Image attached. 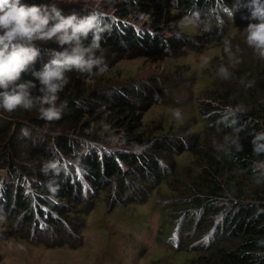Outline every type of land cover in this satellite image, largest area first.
Here are the masks:
<instances>
[{
	"label": "clouds",
	"instance_id": "obj_1",
	"mask_svg": "<svg viewBox=\"0 0 264 264\" xmlns=\"http://www.w3.org/2000/svg\"><path fill=\"white\" fill-rule=\"evenodd\" d=\"M33 1L37 5H27L22 3L21 0H0V109L9 113L17 109H37L40 114L39 119L46 123L60 120L65 115L64 109L67 105L60 102L59 94L69 82L67 75L72 73L91 75L92 72L98 69L101 72L106 71L105 58H102L101 55L106 52H113L112 50H103L105 43L111 42L108 37L113 31L124 33L125 36L128 33L131 34L132 37L136 38L132 42L136 43L140 49L143 47L141 42H145L148 45L149 42L156 39H158L157 41L161 39L164 41L169 39L177 40L179 44L175 45L178 48L172 50V53L179 51L183 46L189 48L190 45V43L183 42L184 40L181 42L180 39H183V35L169 31L170 27L162 25L154 27L151 21L149 28H145L140 24H136L138 21L134 17V22L124 19L134 13L147 17V15L140 13L133 7L139 3V0H134V3L121 1L119 5L110 0V4H115L111 14L100 11L98 8L80 11L74 7L71 11H62L54 2L47 4L45 0ZM209 1L210 8L188 12V15L190 13H199L201 16L209 15L210 18L216 21L214 23L195 22L200 28L198 34L201 35V33L211 31L216 33L222 28H224L225 32L227 23L223 18L228 15L233 16L236 12L235 19L242 20L238 11L246 9L250 13V19L258 21V23H249L243 30L246 43L261 58H264V0H236L232 8L234 10H231L225 4V0ZM177 15L181 19L183 18L181 13L178 12ZM185 19L188 18L186 17ZM230 25L231 22H228V28ZM184 38L185 40L189 39L185 34ZM194 38H192L193 41H195ZM36 42L46 45L37 47ZM119 42L126 50L121 52L122 54L130 56L136 52V50H130L129 44L126 43L127 40ZM99 47L100 50L98 49ZM42 50L50 53L51 59L40 70H34V65ZM116 54L120 55V53ZM167 54H169V51ZM219 71L226 73L227 69L221 66ZM26 73H31L32 79L24 80L23 77ZM103 87V90L101 88L92 90L88 95L84 94L85 98L74 100V107L89 110L93 106L95 99H97L98 105L103 98L107 99L109 105H117L112 99L121 90H124L129 95L131 93H142L146 88L150 89L143 85H132L128 88L118 85L111 90H108L109 87ZM114 92L115 95L112 98L111 94ZM90 95L93 98H89ZM139 106L142 105L139 104ZM98 107H101V105H98ZM232 114L234 115V113ZM174 116L179 119L181 116L180 110H175ZM89 121L83 119L80 125L73 126V128L70 127L69 130H67L68 124L64 127V130L59 127L49 126L38 129L28 125L27 130L30 137L33 128V131H38L42 135L47 136L48 142L43 146V151L41 150L42 152L37 156L36 161H27L23 164V157L21 155L16 156L18 149L15 146L14 155L11 157L17 161L15 165H19L21 175L19 173L16 176L13 173V166L11 168L5 166L0 168V223L4 222L3 225L5 226L14 223L13 231L19 232L21 235L25 234L27 227H31L30 237H41L40 239H45L46 244L51 241L57 245L58 242L68 243L73 240L68 228L71 225L67 226V223L58 217V213L63 214V212L70 210L69 204L73 203L77 208L80 205L75 203L72 196L70 199L68 196L74 195L75 197H82L86 202L88 201L82 208V211H85L84 208L87 204L98 201L103 197L97 198L98 193L105 192L95 186L94 175L84 168L85 158L95 156L99 162L104 163L105 159L112 157L121 172H132L119 159L121 154H128L130 149L121 144L119 150L109 151L106 148L107 143L100 138V135L94 134L95 132L85 128V124H89L87 123ZM236 124L237 121L232 119L226 125L231 127ZM239 130L238 128L236 129L237 132ZM22 131L27 134L26 130ZM57 136L64 138V146L56 139ZM32 137H37V135L33 134ZM165 137L166 139L162 140L160 145L170 149L172 147L164 143L171 141L177 147H181L183 144L184 149L185 141L183 139ZM176 140L180 141L176 142ZM235 148L236 151L242 150V146L239 144H235ZM252 148L254 154H264V132H259L255 135L252 140ZM217 150H220L219 147ZM131 152L138 153V149ZM81 157H84V160ZM42 160L45 165L41 164ZM164 165L159 163L158 169L165 171L167 168L165 169ZM44 167L45 169H43ZM252 169L253 173L257 175V183H259L260 179L264 178V161L254 162ZM148 177V182L150 180L154 181L153 176L148 175ZM126 181L127 183L124 186L130 185L129 189L124 192L125 187H120L118 184L112 185L110 186L108 199L115 200L114 194H122L119 202L123 203L125 200L137 196L145 187H138L139 182L133 180V178H128ZM104 186L105 183L102 187ZM56 188L60 192L59 195L56 194ZM37 189H40L39 193H37ZM91 194L92 196L89 197ZM37 196L43 202H38ZM24 197L32 200V206H23ZM45 198H47V201L44 200ZM137 200L135 199L134 202ZM222 200L225 206L217 212L213 219L214 225L201 237H199V233H194L195 228L203 226L201 213H193L191 215L179 213L176 216L175 226H177L178 230L181 229V225L185 222L194 223L192 228L184 227V230L189 229L187 232V234L190 233L188 236L189 242L192 243L201 238L200 248L194 247L209 249L219 244L224 237L223 235L229 230L234 218L236 216L239 217V208H246L247 221L253 220L254 224L264 225V221L261 220L260 216H263L264 211L261 207L251 204L256 203L253 199H247L249 202L244 201V198L232 199L230 205L225 198ZM49 203L51 205L48 206ZM250 209L254 211V214H251ZM189 210L192 211L191 209ZM27 218L32 219L29 226L26 225ZM228 218H230L229 222L226 221ZM46 221H50L51 224L46 223ZM70 223L72 224L73 222ZM219 226L221 237L218 238ZM36 231L42 232V234H38ZM169 240L171 245H175L172 247L173 250L181 248V243H179L180 236H170ZM259 243L264 245V240L259 241Z\"/></svg>",
	"mask_w": 264,
	"mask_h": 264
},
{
	"label": "rangeland",
	"instance_id": "obj_2",
	"mask_svg": "<svg viewBox=\"0 0 264 264\" xmlns=\"http://www.w3.org/2000/svg\"><path fill=\"white\" fill-rule=\"evenodd\" d=\"M45 1L47 4L56 3L62 11H71L74 7L80 11L98 8L110 14L113 6L119 5L121 1L135 2L134 0H111L115 4H110V0ZM165 9L171 16L177 14L174 13L175 10ZM235 14L236 12L233 16L228 15L223 18L226 23L231 22L225 40L206 47H200L191 40L189 48L183 46L179 51L169 52L170 57L164 61L154 62L144 58H131L127 54L118 56L115 52L103 53L101 57L105 58L104 65H107V70L96 74V81L83 83L84 87H81L83 93L88 95L92 90L103 86L109 87L108 90L118 85L126 88L132 85L149 87L151 93H158L156 98L159 101L154 104H143L139 110V118L134 117L129 125L134 127L137 133L144 134L146 138L165 135L183 139L185 150L206 126L212 127L211 136L213 137L237 132V125L231 127L225 125L223 132L221 125H218L220 119L213 121L214 111H210V108L215 103L208 97L212 94L211 84L218 85L219 81L229 84L231 75H234L232 68L235 62L240 64V76L243 74V69L251 70L256 72L255 77H259L264 84V58L247 45L243 30L248 24L235 19ZM133 17L138 21L136 24L149 28L150 17L134 13L124 19L134 22ZM186 17L188 19H185ZM186 17L180 19L177 26L173 28H179L189 39L200 35L198 34L200 28L195 22H216L209 15L201 16L199 13H190V15L187 13ZM162 26L167 25L162 24ZM223 32L224 28L215 34L220 37ZM192 47L195 48L194 51ZM258 58H261L263 64ZM221 66L227 69L226 73L219 71ZM237 87L240 88L239 85H235L229 89ZM114 95L115 92L111 94V97L113 98ZM103 104V102L98 103V105ZM118 104L122 106V103ZM208 108L209 110L206 111ZM175 110H180L179 119L174 116ZM226 111V115L218 118L229 119L225 122L230 123L232 120L228 118L230 108H226ZM26 114L31 118L30 113ZM96 116L99 117V114ZM114 116L111 119H96L94 123L87 122L90 125L89 129L95 132L94 134L100 135V138L107 143L106 148L109 151L119 150L120 141H126L125 129L116 128L118 122ZM246 117L245 122H250L251 118ZM119 119L123 121V125L129 121L126 117ZM3 120L6 123V119ZM25 122L27 125L31 124L30 121ZM162 128H164L163 132ZM12 132L13 128L6 126V133L12 135ZM210 139L214 138L210 137ZM40 152L38 151V156ZM174 160L180 168L177 177L171 176L170 162L166 159L168 166L164 165V167L167 169L160 170V174H164L167 179L162 183L157 185L155 177L152 182H146L144 178L132 177L133 180L145 186L137 196L123 203L119 202L122 194H114L115 200L104 196L101 200L87 204L81 217L73 218L69 214L66 217L68 222L66 225H71L68 228L73 240L66 245L57 246L51 241L46 244L45 239H40L41 237L38 236L28 241L26 235L13 231L14 223L6 226L3 225L4 222L0 223V264H191L197 258L196 248H200L201 238L192 243L188 241L190 233H186L189 229L184 230V227L192 228L193 222H185L180 230L175 226L176 211L183 210V206L177 200V197L181 196L180 192L175 191L180 189L181 179H186L187 173L191 171L193 159L185 152L180 156L174 155ZM154 184L157 186L153 188ZM159 187L162 188L160 194L157 192ZM247 195V199L252 197L249 193ZM91 196L92 194L89 197ZM135 199L138 200L134 202ZM121 204L126 205L121 206ZM69 205L70 212L79 211L73 203ZM129 213L131 218H127ZM219 230L220 226L218 238L221 237ZM170 236H180V249L176 251L172 249L175 245H171Z\"/></svg>",
	"mask_w": 264,
	"mask_h": 264
},
{
	"label": "trees",
	"instance_id": "obj_3",
	"mask_svg": "<svg viewBox=\"0 0 264 264\" xmlns=\"http://www.w3.org/2000/svg\"><path fill=\"white\" fill-rule=\"evenodd\" d=\"M21 2L27 5L35 4L33 0H21ZM209 2V0H139V3L133 7L140 13L149 16L154 27L162 24L167 25L170 27L169 31L183 35V39H180L181 42L184 40L183 42L188 44L189 39L185 40L184 34L179 28H173L177 26L181 18L177 14L171 16V14L167 13L165 8L175 10L174 13L179 12L184 17L188 12H193V10L210 8ZM235 3L236 0H225V4L231 9ZM238 12L241 14L240 18L242 17L241 22L243 24L258 23V21L250 19V13L246 9H240ZM163 13H165V16H163ZM226 28H228V23ZM229 30L230 28L225 30L220 37H217L212 31L201 33V35L196 36L194 40L200 47H206L213 43L218 44L220 41L227 38ZM108 38L111 39V42L105 43L103 50H112L115 53H120L119 56H121L123 55L121 52L126 50L121 46L119 41L127 40L126 43L129 44L130 50H136L134 54L130 55L131 58H144L154 62L164 61L169 58L170 56H168L167 52H171L175 48H178L177 45L179 44L175 39L165 41L162 39L157 41L158 39H156L149 42L148 45L145 42H141L143 47L140 49L136 43H133L136 38L132 37L129 33L125 36L124 33L113 31ZM36 43L37 47H44L46 45L41 42ZM98 49L100 50V47ZM191 49L194 51L195 48L192 47ZM50 56V53L43 50L40 51V56L34 65V70H40L43 65L51 59ZM258 59L262 63L261 58ZM239 67L240 64L235 62L232 68L234 75L229 73L232 78L228 85L224 81H219L220 83L218 85L211 84V87L213 89L215 88V91L212 89V94L208 97L212 98L213 103H215V105L210 108V111H214L213 121L220 119L218 125H221L222 131L224 132V127L227 124L225 121L229 119L218 117L227 114L226 108H230L228 117L237 120L236 128L240 130L232 134L227 132L229 134L213 137L211 136L213 134L212 127L206 126L186 150L183 149V144L181 147H177L171 143V141L164 143L172 147L168 149L166 146L160 145L162 144L161 141L166 139L165 136L159 137V135H157L154 138H146L144 134L137 133L135 128L129 125V122H131L134 117L139 118L140 116L139 110L142 106H139V104H154L158 102L159 100L156 98L158 93H151V89L146 88L142 93H131L127 95L124 90H121V92L112 99L117 105H109L107 99L103 98L99 101L104 103L101 107H98L97 99H95L93 106L89 110L77 109L74 107L73 101L85 98V93H83L84 91H82L83 89L81 88L84 87L83 83L87 81H96V74L100 71L98 69L92 72L91 75L82 73L68 74L69 82L59 94L60 102L67 105L64 109L65 115L60 120L46 123L39 119L40 114L37 109H17L11 113L0 109V168L4 166L11 168L13 166V173L17 176L20 173V168L19 165H15L17 161L11 157L14 155L15 146L18 149L16 156L18 157L21 155L23 157V164L27 161H36L38 151H41L45 143L48 142L47 136L42 135L38 131H33V128L30 137L28 134L29 131L27 130L28 125L25 121H30V125L38 129L49 126L59 127L61 130H64V127L68 124L67 130H69L70 127L73 128V126L80 125L84 118L94 123L96 119H111V117L115 115L114 118L118 122L116 128L121 127L125 129L126 141H120L121 144H126L125 146L129 149H138V153L128 150V154L124 153L119 156L122 163L132 171L130 173L121 172L114 163L112 157L105 159L104 163L99 162L98 158L95 156L85 158V160L84 157H81V159L84 160V168L94 175L95 186L105 191L98 193L97 198H100V196H106V198H108L110 186L118 184L120 187H125L124 185L127 183L126 180L132 177H136L137 179L144 178L145 181L148 182V175H151L156 178L155 181L157 185L162 183L167 178L164 177L165 175L160 174L161 169H158V164L162 163L167 165L165 162L166 159H169L170 162L171 176L177 177L180 168L179 165H176L174 155L180 156L186 152V154L193 159V166L190 168L191 171L187 173L186 179H181L180 176L182 181L180 189L176 190L174 187L173 188L176 190L175 192H180L179 194L181 196L177 197V200H179L183 206L182 211H176L177 215L179 213H187V215L193 213L202 214L201 220L203 226L195 228V234L199 233V237H201L205 232H208L212 225H214L213 219L217 212L225 206L222 200L224 198L230 205L232 199L244 198V201H248L246 198H248L247 193H249L252 195L250 198L257 203L251 204L261 207L264 211V178H261L260 182L257 183V175L253 173L252 169L254 162L264 161V154L256 155L253 153L252 148V140L255 135L259 132H264V84L259 77H255L256 72L254 71L251 72V70L243 69V74L240 76ZM23 79H32L31 73L24 74ZM235 85H239L240 88L229 89ZM103 89L104 87H101V90ZM213 92L215 93L214 96ZM221 94L223 96H221ZM89 98H93V96L90 95ZM118 103H122V106ZM208 110L209 108L206 109V111ZM26 113H30L31 118H29ZM215 113L219 115H214ZM232 113H234V115ZM97 114H99V117L96 116ZM246 116L251 118L250 122H245L247 119ZM120 117L128 118V123L123 125V121L119 119ZM3 119H6V123L3 122ZM110 124H112L111 121ZM85 125V128L88 130L90 125ZM6 126L13 128L12 135L6 133ZM22 130H26L27 134ZM163 131L164 128H162V132ZM33 134H36L37 137H32ZM218 136L220 137L218 138ZM210 137L214 139H210ZM56 139L61 145H65L62 136H57ZM235 144L241 145L242 150L236 151ZM218 147L220 149L219 151L217 150ZM41 164L45 165V162L42 160ZM43 169H45V167ZM149 182H152V180ZM104 183L105 186L102 187ZM156 184H154L153 188ZM170 184H172V182ZM129 187L130 185H127V187L124 188V192H126ZM138 187H144V185L138 183ZM161 187H159L157 191L159 194L162 193ZM56 190V194L59 195L60 192L58 188H56ZM39 192L40 189H37V193ZM71 196L75 203L80 204L77 209L81 212H70L69 210L63 212V214L58 213V217L67 224L66 217H68L69 214L73 218L81 217L83 212L82 208L88 203V201L86 202L82 197L69 195L68 198L70 199ZM36 198L38 202H43L39 196ZM101 199L102 197L99 200ZM44 200L47 201V198ZM31 201L32 200L27 197H24L23 206H32ZM259 201H261L260 204ZM49 205H51V203H49L48 206ZM125 205L126 204H121V206ZM245 212L246 208H239V217L236 216L234 218L229 226V230L223 235L224 237L220 240L219 244L209 249L196 248L197 258L195 261H192L191 264H264V245L259 243V241L264 240V225L259 223L254 224L253 220L247 221ZM251 214H254V211H251ZM260 216L261 220L264 221V213L263 216ZM131 217L130 213L127 214V218ZM31 220L32 219L27 218L26 225L29 226ZM226 221L229 222L230 218ZM46 223L51 224L50 221H46ZM30 231L31 227H27L24 234L26 238H28V241H32L34 238L30 237ZM37 233L42 234V232ZM66 244L67 242H58L57 246Z\"/></svg>",
	"mask_w": 264,
	"mask_h": 264
}]
</instances>
